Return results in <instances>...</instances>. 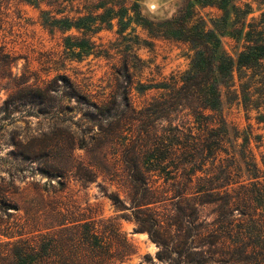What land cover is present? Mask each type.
Instances as JSON below:
<instances>
[{"label": "trees", "instance_id": "trees-1", "mask_svg": "<svg viewBox=\"0 0 264 264\" xmlns=\"http://www.w3.org/2000/svg\"><path fill=\"white\" fill-rule=\"evenodd\" d=\"M23 1L36 7L61 5L60 0ZM185 2L171 19L156 24L135 15L150 38L172 39L193 51L189 69L179 80L155 87L163 93L142 108L136 109L130 99L133 77L127 57L114 68L112 94L99 103L79 93L63 75L53 79L60 86L30 88L27 98L41 114H49L59 108L61 89V97L87 107L84 116L97 121L94 145L101 162L107 163L105 149L116 146L130 206L117 194L107 197L116 210L131 212L139 230L161 247L169 264H264V173L250 148L251 132L240 133L228 126L222 113L224 92L236 95L237 73L243 98L258 96L256 121L264 125V14L258 21L247 22L250 10H242L238 0ZM137 3L122 0L109 24L117 19L123 26L128 16L124 6L137 8ZM196 5L217 8L222 19L208 28L195 19ZM74 18H53L50 25L62 33L72 26L86 34L99 30L95 22H87L88 16ZM225 34L243 43L234 57L222 48ZM47 144L42 142L40 148L52 151L47 157L55 159V147ZM96 168L94 163L79 164L75 176L83 184L91 183ZM159 181L173 192L167 198L171 207L164 206L162 214L151 207L165 202L159 200L163 198L156 186ZM63 189L60 185L59 191ZM67 213L58 210L55 223L33 240L7 243L8 249L0 252V264H117L123 258V253L115 258L117 241L123 239L115 218L96 223L65 219Z\"/></svg>", "mask_w": 264, "mask_h": 264}, {"label": "rangeland", "instance_id": "rangeland-1", "mask_svg": "<svg viewBox=\"0 0 264 264\" xmlns=\"http://www.w3.org/2000/svg\"><path fill=\"white\" fill-rule=\"evenodd\" d=\"M120 2L60 0L58 8H47L44 3L36 7L23 0H0V252L8 249L9 242L33 240L44 233L43 229L54 224L53 217L62 210L68 212L65 219L106 223L115 218L123 235L117 241L115 258L124 255L117 264H169L160 253L161 247L147 232L139 230L131 212L116 210L107 197L117 194L125 206H130L129 186L122 176L116 146L105 149L107 163L101 162L94 145L97 121L84 116L87 107L61 97V89L59 108L49 114H41L27 98L32 93L30 88L60 86L54 85L53 79L63 75L79 93L99 103L112 94L114 68L122 66L125 57L133 77L130 99L136 109L163 93L162 88L155 87L179 80L190 67V46L172 39L150 38L137 24L135 15L140 14L149 25L163 22L171 19L185 0H138L137 8L124 6L128 16L123 26L117 19L109 24L110 15L121 9L117 6ZM237 5L242 10L249 8L247 22L258 21L264 14V0H238ZM110 8H114L112 13ZM193 10L195 19L204 21L208 28L223 16L211 6L196 5ZM63 16L74 20L88 16L87 22H95L99 30L86 34L72 26L62 33L50 23ZM221 43L232 57L243 45L227 34ZM234 81L236 95L224 92L223 117L240 133L251 132L250 148L264 173V125L257 123L255 109L258 96L244 99L237 73ZM44 141L55 147V159L47 157L52 151L40 148ZM88 163L98 166L96 177L83 184L75 176L76 168ZM60 185L64 187L61 192ZM156 186L163 196L159 200L165 202L151 207L162 214L164 206L170 209L167 198L173 192L162 181Z\"/></svg>", "mask_w": 264, "mask_h": 264}]
</instances>
